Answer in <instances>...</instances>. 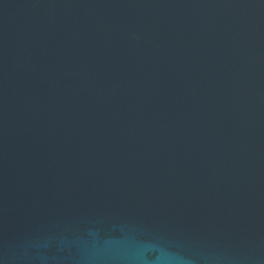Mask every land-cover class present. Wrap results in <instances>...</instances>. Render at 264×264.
I'll return each instance as SVG.
<instances>
[{
  "label": "water",
  "instance_id": "obj_1",
  "mask_svg": "<svg viewBox=\"0 0 264 264\" xmlns=\"http://www.w3.org/2000/svg\"><path fill=\"white\" fill-rule=\"evenodd\" d=\"M0 264H264V0H0Z\"/></svg>",
  "mask_w": 264,
  "mask_h": 264
}]
</instances>
